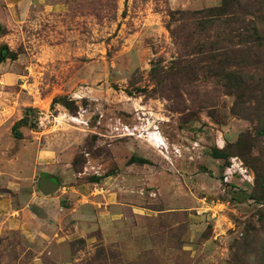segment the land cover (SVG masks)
Here are the masks:
<instances>
[{"label":"rangeland","instance_id":"obj_1","mask_svg":"<svg viewBox=\"0 0 264 264\" xmlns=\"http://www.w3.org/2000/svg\"><path fill=\"white\" fill-rule=\"evenodd\" d=\"M2 47L0 193L117 203L74 264H264V0H0ZM28 247L1 230L0 264Z\"/></svg>","mask_w":264,"mask_h":264},{"label":"crops","instance_id":"obj_2","mask_svg":"<svg viewBox=\"0 0 264 264\" xmlns=\"http://www.w3.org/2000/svg\"><path fill=\"white\" fill-rule=\"evenodd\" d=\"M37 154V170L44 172L51 166L50 157L43 152ZM2 175L1 187L5 192L0 193V231L19 233L32 251L29 264H74L65 246L77 240L86 248L92 245L95 239L92 232L104 229L106 210L109 205L113 208L117 204L110 202L112 196L101 191L89 193L85 185L69 190L61 188L62 195L44 196L39 187L35 188V176L28 181H15L10 175ZM78 196L91 200L86 203L77 200L76 203ZM120 209L121 206L116 205L114 210L119 212Z\"/></svg>","mask_w":264,"mask_h":264},{"label":"trees","instance_id":"obj_3","mask_svg":"<svg viewBox=\"0 0 264 264\" xmlns=\"http://www.w3.org/2000/svg\"><path fill=\"white\" fill-rule=\"evenodd\" d=\"M8 53L10 54V56H7L8 55ZM7 58H10V59H15L16 58V56L13 54V53H10L9 52V50L6 48V47H2V48H0V62H2V61H4L5 59H7ZM242 83V81L240 80L239 81V83L238 84H241ZM243 88V86H241V87H239V89H242ZM264 102V101H263ZM27 123V121L26 120H22V121H20V123L18 124V125H15L14 127H13V132H14V136L16 137V138H21V135H20V133H18L16 130H17V126H21V125H25ZM212 157L214 158V159H216V160H222L224 163H223V169L227 166V164H228V161H229V155L225 152V150L224 149H215L213 152H212ZM133 160V159H132ZM141 161V163L143 164V163H145V161L143 160V159H140ZM131 162H133V161H131ZM5 191H3L2 193H4ZM255 197V195L253 194V195H251V197H250V199H255L254 198ZM264 201V200H263ZM73 244V243H72Z\"/></svg>","mask_w":264,"mask_h":264},{"label":"water","instance_id":"obj_4","mask_svg":"<svg viewBox=\"0 0 264 264\" xmlns=\"http://www.w3.org/2000/svg\"><path fill=\"white\" fill-rule=\"evenodd\" d=\"M52 178L53 177L50 175L40 176L38 187H39V191L42 195L50 196L59 190V188H60L59 184L51 181Z\"/></svg>","mask_w":264,"mask_h":264},{"label":"flooded vegetation","instance_id":"obj_5","mask_svg":"<svg viewBox=\"0 0 264 264\" xmlns=\"http://www.w3.org/2000/svg\"><path fill=\"white\" fill-rule=\"evenodd\" d=\"M51 181H53V182H55V181H56V182H57V180H56V179H52Z\"/></svg>","mask_w":264,"mask_h":264}]
</instances>
